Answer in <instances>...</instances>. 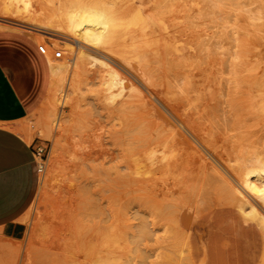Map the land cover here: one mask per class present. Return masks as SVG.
<instances>
[{
    "label": "bare ground",
    "instance_id": "bare-ground-1",
    "mask_svg": "<svg viewBox=\"0 0 264 264\" xmlns=\"http://www.w3.org/2000/svg\"><path fill=\"white\" fill-rule=\"evenodd\" d=\"M239 1L240 8L239 10L233 12L234 18L232 24L228 25V13L225 11H219V18L221 19L222 24L220 33L219 35L217 34L212 36L206 41H202L203 37L200 34L193 37H186L182 40L180 39L179 41L164 40L163 42L154 43L119 42L113 40L110 35V30H108V13L100 9L97 4H92L90 2L83 3L82 0H61L59 2V6H54L52 8H49L47 4L44 5V0H0V17L8 19L4 22V24H1V26H9L8 24H10L23 27V29H27L29 32L36 31L33 32L34 34H32V36L39 43H42L40 45L50 55L53 63L52 71L55 78H61L65 68L59 65L53 57V45H59L58 43L63 44L65 42L57 36H53L49 31L67 34L72 37H79L94 44L96 46V50L93 52L83 53L82 57H79V60L77 61L78 64L76 66V75L80 76L78 82L79 85H81L82 82L85 87L96 83L98 84L97 90H93L92 88L94 92L97 91L96 93L92 91L93 95L95 94L96 97L94 98L93 95L92 97L90 95L89 99L91 100H86L94 105L99 102V104L97 103L96 105H100L101 107H97L98 113L100 112L99 118L100 115L104 114L103 111H105L102 106L104 108H109L112 111L119 109V113L114 112V116L115 114H120V111L123 112L121 114L126 112L130 122L132 123L130 126H134L135 129L137 128V131L140 130L139 128H142L143 131H138L139 134L144 133L145 136L144 134H141L143 136L142 138L148 139L146 140V146L148 147L145 146L143 151L139 153H141V155L149 163L156 162L161 154L156 147L149 146L150 144H148L150 142L152 143L154 138H160L163 136V157L168 153H175L178 149L187 148L191 153L190 162L195 163L198 169L201 172H204L203 174H207L213 178H219L218 180H221V183H224V187H222L223 185L221 186L222 191L220 194L221 196L219 195L220 200L226 205L235 207L251 216L264 230V0ZM70 50H72V48ZM127 68L132 70V73H135L134 75L137 74L139 76L138 79L141 78L144 82L140 80L139 83L135 80L131 71ZM85 87H83L84 89L80 88V90H85ZM75 88L77 89L79 87L76 86ZM75 88H73V92ZM90 89L89 92H91ZM57 91V103L59 100L60 102L61 100L65 102V97H67L66 94L68 93L67 95H69V92H65L64 94L63 91L66 90L59 86ZM83 92L85 91H82V93ZM86 92H88L87 89ZM149 92L156 96L162 106L151 97ZM75 93L81 95V93H79V89L76 90ZM78 95L77 97L80 96ZM82 96L85 98L84 93ZM88 96L89 95L87 93L86 98H88ZM96 99L98 100L97 102H95ZM70 100L71 102H77L79 99L76 101L73 99ZM92 100L95 103H93ZM53 101L54 103H52L56 104L54 107L56 109L55 111H57L59 105H57L55 100ZM82 101L83 99L80 100V102ZM87 101H85L86 104L83 102L82 104L87 105L88 107L90 103ZM65 103L68 104V102ZM84 105L83 107H85ZM74 107L75 106H73V108ZM81 107L80 110H84V108L82 107V109ZM115 107H117V109L113 110L112 108ZM94 108L93 105L91 109L88 107V110L90 109L89 112H94L96 109L91 111ZM99 110H101L102 113ZM55 111L49 115L50 117L47 120V125L55 123L56 115L58 114H56ZM60 111H62L61 108ZM108 111L107 114L109 115L112 111ZM65 112L67 113V111H62V114L64 115ZM88 114L89 113H86V115ZM94 114L96 115V113H93L95 118ZM117 115L116 121L119 119ZM96 116L98 118V115ZM120 116L122 118L123 115ZM101 117L103 118V116ZM125 117L126 115L124 116V119ZM94 118H92V121L89 118L91 124L96 119ZM107 118L109 117L107 116ZM124 119H122V121ZM59 121L60 117L58 118L57 125L60 124ZM84 121H82V123H85ZM90 122L88 123L90 124ZM127 122L120 124H126L125 126H129L130 123L128 122L129 124H127ZM106 123L107 122L102 124L104 125ZM79 124L82 126L81 123ZM85 124H83V126ZM95 125L94 127L92 126L93 128L89 129H94ZM109 125L113 126L111 123ZM104 126L106 127V125ZM110 126H107V128H110ZM227 126L228 129L232 127L229 132L228 130H225ZM100 128L102 127L98 126L99 131ZM73 129L76 131L74 126ZM135 129L132 130L136 131ZM220 129L221 131H226L227 134L229 133V136L232 130L236 131L234 134L238 132L237 135L239 140L246 141L244 143H247V145L245 144L244 147L242 145L240 148V143H244L243 141L238 142V137L236 138L235 136L237 135L235 134L234 137H230V140L233 139L232 141H235V144H233L234 142L231 144L234 149H230L231 146H229V149L228 147H223L224 149H221L219 146L221 143L217 145L220 147L218 148L216 146L218 142H216L217 140H214L215 134L212 136L211 133H213L214 130L220 131ZM88 130H84L87 134L84 131L83 132L86 135L91 134L88 133ZM225 133L224 135L227 136ZM232 133L231 135L233 136ZM85 134L83 135L85 136ZM91 135L89 138H91ZM227 137L224 136V138ZM92 138L95 137L92 135ZM98 138L99 136L96 139L98 140ZM234 138L236 139L234 140ZM96 139L94 141H96ZM101 139L103 140V137L100 138V140ZM97 143L99 144L98 141ZM86 144L87 143L84 145ZM100 144L99 150L100 148L102 150ZM87 145L91 146L89 143ZM234 145H237V147ZM89 148L91 149L93 146ZM94 148L98 150L97 146ZM94 148L92 150H94ZM93 153L97 156V153ZM102 154L104 160H110L109 158L108 160L105 158L107 153ZM95 156L92 158L97 160V157ZM88 158L86 159L89 160L91 157L89 159ZM95 161L88 163L85 162V164L82 162L84 165L88 164L86 167H89V164L91 165L90 169L87 168V170H89H86L87 174H85V166L83 165L84 173L82 172V174H84L83 176L85 177L84 187L87 185V188L85 187L84 189L85 191L88 189V191L85 194V191H83L85 198H82L84 199L82 203L83 208L80 207L81 213L79 215L82 219L87 217V219L94 220L97 218L99 216V212L103 213L100 209L103 208L104 210L106 206H101V204L103 202H106L107 204L109 199L110 201L106 207L109 208L111 207L110 205H112L110 196L114 195V191H112V189L114 188L115 180L112 178L114 176L113 168H109V166H107L108 162H102L103 160L101 161V159L99 161L97 160L98 163H95ZM135 166L137 169H140L138 162L135 163ZM110 169L113 171L112 176ZM219 169H221V171H223L230 178V180L227 179V176L225 177V174L223 175V172ZM111 178L113 182L111 181ZM174 179H172L173 181H170L171 183L168 182L169 184L165 183L170 188H175L174 191L172 190V193L170 189L169 192L167 189L164 193V191L162 192V190H164L162 188L161 192L163 194L159 192L153 195V190L151 191L152 195L150 194L152 196L151 199L149 198L150 200L147 198H144L145 200L140 199L141 203L138 200L134 206H137L138 203L140 205L143 203L141 205L143 207L146 204V202L144 204V201L147 199V205L150 206L145 207V205L144 207L145 209L148 207L152 209V215H154V218L156 217L154 220H158L159 218V221L163 223L160 225H163L167 233H171L172 235H175V233H179L181 235L183 234L185 235L186 240H188L190 229L197 219L198 211L201 207L198 206V203H196V199L193 197V194L192 197L194 198V201H191V203L189 200H193V198L188 196L187 193L186 195L188 197H186V195L185 197L188 198V201L183 199V196L177 195L179 191L181 193V190L179 189L182 188H179L177 185L180 184L178 181L181 180L180 178H177L178 181L176 182L177 179ZM185 180L186 179L182 181ZM85 181L87 182L86 184ZM174 181L177 183V186L172 185L175 184ZM145 182L147 183V181ZM191 182L187 183L191 184ZM167 185L164 186L169 188ZM198 185H200V183ZM111 186H113V188H111ZM146 186L147 184L144 185V188ZM188 186L190 187V185ZM110 189L113 193L112 195ZM158 189H160V187H158ZM185 192H183V194ZM168 194L174 195H171L173 198H171L172 201L170 199L171 202H166L170 198ZM194 195L197 197L196 193ZM167 196L169 197L167 198ZM203 196L200 194V197ZM189 197L191 198L189 199ZM134 199H139V196L137 199L136 197ZM205 199H202V201L205 202ZM200 200L201 198H199V201ZM140 205L137 207L138 209L140 208ZM139 210L142 211L141 208ZM137 212H131L132 218L136 215L135 220H137L140 216L141 217L139 219H141L143 217L142 215L145 214V212L143 214L138 213V216V214H136ZM147 212L146 216L149 214ZM149 215L147 217H149ZM152 215H150V219L152 218ZM151 223H153V219L152 221L149 220V224ZM45 227H47V225ZM41 230V234H46L42 228L39 231ZM157 230L155 228V231ZM39 231L37 232L40 233ZM161 232L163 233V236L166 237L167 234L163 231ZM153 233L155 234V232ZM155 235H158V233ZM172 235H170V238H172ZM42 236L44 237V235H41V237ZM149 236L146 237L148 238ZM153 238L154 237L151 236V239H148L152 242ZM155 238H157L158 241V237L155 236ZM35 240V244L42 242V238L39 236H36ZM140 241L138 246L140 244L143 245L145 242L142 239ZM162 241H164L163 238ZM176 241L179 240L177 239ZM158 242L160 243L161 240ZM186 242L188 243V241ZM97 243L99 242L93 241L91 237L89 238L88 243L86 244L89 259L95 264H108L106 260L104 261L103 258L100 257V253L98 254ZM104 243L105 242H103V246ZM101 244L102 243H100V245ZM158 244H153V248ZM163 244L161 243V245ZM81 245V243L77 242L73 246L74 252L76 251V253H80L82 249ZM145 246L146 244L144 247ZM142 247L143 246L139 247V249ZM147 247H150V249L145 248L146 251L148 249V252H150H147L148 256L153 257V260L151 261L150 258L149 260L146 258L147 261L153 262L156 259L155 263L151 264H169V261L175 260L170 259L172 257L171 253V257L168 255L167 258L159 255V249L164 246H161L160 248L157 246L159 249L155 248V255L150 251L152 245L150 246L149 244ZM106 248L108 249V247ZM100 249H103V247ZM107 249L105 250L106 253H108ZM135 249L137 250L138 256L141 254V251H145L144 249ZM156 250H158L159 253H157ZM173 251L175 253V250ZM145 254L146 253L144 252V254L141 255ZM156 255H159L158 257L161 256V259L159 260L158 257V260L156 257L154 259V256ZM108 257L110 256L108 255ZM147 261L145 260V262L139 264H148ZM111 263L112 261L109 264Z\"/></svg>",
    "mask_w": 264,
    "mask_h": 264
},
{
    "label": "rangeland",
    "instance_id": "rangeland-1",
    "mask_svg": "<svg viewBox=\"0 0 264 264\" xmlns=\"http://www.w3.org/2000/svg\"><path fill=\"white\" fill-rule=\"evenodd\" d=\"M60 1L61 0H44L43 3L44 5L47 4L49 8L50 7L52 8L54 6H59ZM82 2L83 3L90 2L92 4H97L100 9L106 11L108 13L107 20H108V30H110V35L112 36L113 40L123 43H147V42L154 43L161 41L163 42L164 40L179 41L180 39L182 40L186 37H193L195 35H200V34L203 37L202 41H206L212 36L217 34L219 35L220 33L222 24H221V19L219 18L220 17L219 11H225L226 13H228L229 15L228 25H231L234 18L233 12L239 10L240 8L239 0H82ZM6 20L8 19L0 17V30L20 31L28 35H32L34 34L33 32H36V31L29 32L27 29H23V27H18L16 25L8 24L9 26L6 25L7 27L1 26V24H4ZM49 32L52 33L53 36H57L58 38L63 40V42H65L63 44L58 43L59 45H53L54 48L53 57L55 58V60L59 65L65 68V71L61 78H55L52 71L51 84L49 87L48 94L44 99L43 103L36 111H34L29 116H27L23 121H21V123L17 127V131L23 137H25L27 141H29L35 146L37 153V160L39 162L40 171H41V182L37 197L35 198L32 205L29 207V209L19 220L20 223L22 224V228L24 229L23 236L19 239H14V238L5 237L0 232V264H95L89 259L86 250L87 248L86 244L88 243L90 237L91 239H93V241L99 242L97 243L98 254L100 253V257H102L104 261L106 260L108 264L111 261H112L111 264L114 263L139 264L145 262V260L147 261L146 258H148V260L150 258L151 261L153 260V257L148 256L147 252L149 250L147 249L146 251L145 248L150 249V247L147 246H149V244L150 246L152 245L150 251L155 255V248H157V246L159 247L161 243L162 244L164 243L163 245H161L164 247L162 248L160 246L161 247V248L159 247L160 249L157 248L159 249L160 253L158 250L156 251L157 253H159V255H162L165 258H167V256L170 255L171 253L172 257L170 255L171 257L170 259L171 260L175 259V260L169 261V264H193L190 258L191 246L189 239H190L191 230L189 232L188 240H186V237L183 234L181 235L179 233L178 234L175 233V235H172L171 233H167L163 225H160L163 224L161 221H159L160 219L158 218V220H154L156 217L154 218V215H152L153 214L152 209L150 207L145 209V207L150 206L147 205V199L150 200L152 198L151 196L152 193L153 195L157 194L161 192L162 188L164 189L162 190V192L164 191V193L167 191V189L168 192L170 189L171 193L172 190L174 191L175 188L174 189L172 187L170 188L167 184H165L168 182L171 183L170 181H173L172 179L174 178H175L174 180H176L177 178H180L181 180V181H178V179L176 180V182L178 181V183L180 182V184H177L175 181H174L175 184H172V185L177 184L179 188H182V189L178 188L179 190H181V193L179 191L180 194L179 193L176 194L183 196L182 198L185 200L188 199L186 197L188 196L192 197L193 194V197L196 199L195 200L196 203H198V206L201 207L198 211V216L195 222L202 215L210 211L218 210V209H229V210H233L236 213V215L239 216L241 223L245 225L248 223L253 224L260 233L259 241L261 247V255L258 264H264V230L256 222L247 219L239 209L226 205L220 200L219 195L221 194L222 187H224V183L223 182L221 183V180H218L219 178H213L207 174H203L204 172H201L195 163L190 162L191 153L187 148L178 149L175 151V153H168L163 157V136L160 138L159 137L154 138L152 143L151 142L148 143L150 144L149 146L156 147V149L161 153L159 159L154 163H149L148 161H146L145 158L141 155V153H139L143 151L144 147L146 146V140H148L142 138L143 137L142 135L144 133L139 134V132H142L143 129L139 128L140 130H138L139 131L138 132L136 130L137 128L135 129L134 126H130L132 125V123L130 122V119L128 118V114L126 112L124 113L127 117V118L125 117L126 121L124 119L125 115L121 114L123 113L121 111L120 114H118L119 116L117 114H115L114 116L113 115L114 112L117 113L119 111L117 107L112 108L113 110L117 109L112 111L111 109L104 108L101 105L102 108L105 109V111H103L104 112L103 115H100V118H102L101 116H103L102 118L103 120L100 119L99 118L100 112L98 113L97 107L98 106L99 108L101 107L100 105L96 106L97 103L99 104V102H97L98 100L96 99L95 101L97 103H95L92 100L93 103H95V105L86 100V99L91 100L89 99V97L90 95L92 97L94 92L93 90L98 89V84L96 83L97 86L96 84H93L94 87L93 85H90L91 87L90 86L85 87L83 82L81 83V85H79L78 83L80 76L76 75L77 72L76 66L78 64L77 61L79 60V57H82L83 53L93 52L94 50H96V46L79 37H74V36L72 37L67 34H61L53 31H49ZM71 48L72 50H70ZM45 52L48 56L51 69H53V63L51 57L46 50ZM57 53H60L61 56L57 57L56 56ZM129 71H131L133 78H135V80H137L139 83L140 80L143 81L141 78L138 79L139 76L137 74H136L137 76L134 75L135 73L134 72L132 73V70L129 69ZM58 86L66 90L63 91L64 94L65 92L66 93L69 92V95H67L68 94L67 93L66 94L67 97H65L67 100V101L65 100V102H68V104L63 102V100H61V102L59 100L57 103L56 100L58 96L57 95ZM76 86L79 88L76 89L75 88ZM72 87L75 88L74 92L72 91L73 90ZM83 87H85V90H82L84 89ZM80 88L82 89L80 90ZM78 89H79V93H81V95L79 94L80 96L75 93V91ZM86 89L88 92H86ZM89 89L91 92H89ZM82 91H85L83 92L85 98H83L82 96L83 94ZM96 92L97 91H95L94 93ZM87 93L89 95L88 98H86ZM77 95L79 97H77ZM150 95L153 99H155V101H157L162 106V104L154 94L150 93ZM93 96L94 98L96 97L95 94ZM80 98H82L83 101L85 100L88 103H90L88 105L90 109L92 108V105L93 108L95 107L91 111H94L96 109L97 112L96 110L94 112H89L90 109L88 110L87 105H84L86 104L85 101L84 102L82 101L84 103L82 104V102H80V100L82 99ZM70 99H73L74 101H76L77 99L79 100H77V102L72 101L73 102L72 103ZM53 100H55L57 105H59L57 111H55L56 109L54 107L56 106V104H53L54 103ZM64 103L67 105H65ZM79 104L80 107L81 106L83 107V105L85 106L83 107L85 111L80 110ZM73 106H75L74 107L75 109L73 108ZM60 108L62 111H67V113L65 112L63 115L62 111H60ZM108 110L112 111L113 113L110 112V114L108 115L107 114L109 112ZM54 111L56 114L58 113L56 115L55 123H53L52 125H47V120L50 117L49 115H51L52 112ZM86 113L89 114L86 115ZM93 113H96V115H98L97 118V116L94 114L95 118L98 121L94 118ZM75 115L78 116L80 119ZM90 115L92 116V118L95 119V120L93 119L95 121V122L93 121L94 125L96 124L94 129H89L94 127L93 122L92 124L90 122V120L92 121ZM116 115L119 118L118 121H116L117 120ZM120 115H123L122 118ZM87 116L90 118V120ZM107 116L109 118H107ZM59 117H60V121H59L60 124L57 125V121ZM83 119L84 120L87 119V120L84 121ZM122 119H124L123 120L124 122L122 121ZM82 121L87 123L86 124L82 123ZM99 121H101L102 123L107 122L106 124H104L106 125V127ZM88 122H90L91 126ZM98 122L101 124H99ZM125 122H127L129 126L128 125L125 126L126 124L125 125L120 124ZM79 123H81L82 126ZM110 123L113 126H110L109 125ZM83 124H85L84 125L85 127L83 126ZM73 126L74 128H76V131L75 129H73ZM98 126L104 128L103 129L100 128L99 131ZM107 126H110V128L109 127L107 128ZM230 128L232 129V127ZM230 128L228 129L227 126L225 130H228L229 132ZM132 129H135L137 132L133 131ZM77 130L79 133L80 132L81 133L79 134ZM84 130H88V133L91 134L93 133L92 135L95 138H92L91 134H88L89 136L86 135L87 132H85ZM216 130H214L213 133H211L212 136H214L213 134H215L214 140L215 141L217 140L216 142H218L216 146L221 143V145H219L221 149L227 147L229 149V146H231L230 149H234L231 144L232 142H234L233 144H235V141H232L233 139L230 140V137H234V135L235 134L237 135L238 132L234 134V132L236 131L232 130L229 136V133L227 134V132L224 130L223 131H221V129L220 131L219 130L216 131ZM224 133L227 134L229 139L226 135H224ZM231 133L233 134V136L231 135ZM83 134H85V136ZM90 135L91 138H89ZM223 135L227 138H224ZM98 136L99 138L97 140L96 138ZM101 136L103 137V140L101 139L102 141L100 140V138H102ZM235 137L237 138L238 135ZM236 138H234V140ZM95 139L96 141H94ZM237 140L238 142L240 141L239 137L237 138ZM83 141L87 144L88 143L91 144L93 148L97 146L98 150H96V148H94V150H92L93 148L90 149L89 147L91 146L87 144H86L87 146L84 145L85 143ZM97 141L99 142V144L101 142L100 145L102 147V150L101 148L99 150L100 146L97 143ZM244 142L246 141H243V143ZM92 144H94L95 146ZM245 144L247 145V143L244 144L240 143V146L239 145L238 146L241 148L242 145L244 147ZM219 146L217 147L220 148ZM234 146L237 147V145ZM88 152H89V156H88ZM93 152L97 153V156H95ZM102 153L105 154L107 153L106 156L105 154L104 156L105 158H107V160L108 158L110 160L109 161H106V159L104 160ZM94 156L97 157L98 161L101 159V161L103 160L102 162H106V163L108 162L107 166H109V168H113L114 176L112 178H114L115 180H114V188L113 186H111V188H113L112 191H114V195H112L113 193L110 189L112 195L110 196L112 201L111 202L112 205H110L111 207L109 208L106 207L108 206L110 199L107 202V204L106 202H103L102 203L103 205L101 204V206L106 205L105 208H107L108 210L105 208L104 210L103 208L100 209V211H103V213L99 212V216L94 220L87 219V217L82 219L79 215L81 213V208H83L82 203L84 199L82 198H85V195H83V191H85L84 188L87 186L86 185L84 187L85 177L83 176L84 174H82V172L84 173L83 167L85 166L84 170H85V174H87V171L90 169L91 165L89 164V167H86L88 164L86 165L84 164L85 162L86 163L94 162L96 160L95 158H92ZM88 157L89 158L91 157L93 160L91 158L89 159ZM86 158H88L90 161L87 160ZM97 160L95 161V163H98ZM137 162L139 163L140 169H137V167L135 166V163ZM188 162L190 163V165ZM87 168L89 169L87 170ZM110 170L112 176L113 171L112 169ZM219 170L221 171V169ZM224 174L225 173L223 172V175ZM224 176L226 177L227 175L225 174ZM183 178L186 180L182 181L184 180ZM226 178L230 180L228 176ZM86 181L85 184L87 183ZM145 181H147V183ZM185 182L186 183L191 182V184L187 183L188 185H190L191 188ZM197 183L198 184L200 183V185H198ZM145 184H147L146 187L148 188L146 187L144 188ZM164 185H167V187L169 188H166V186ZM179 185L182 186L180 187ZM158 187H160V189H158ZM153 190L154 192L151 193V191ZM87 191H85L84 194ZM182 191L183 192L186 191V192L183 194ZM186 193L188 194V196L186 195ZM195 193L197 197H195L194 195ZM200 194L201 196L203 195L204 196L200 197ZM168 195L170 196V198L166 202L170 201L172 196H174L173 194H168ZM138 196L139 199H137ZM169 196H167V198ZM135 197L137 200L134 199ZM191 197H189V199ZM144 198H147L146 201H144V204L146 202L145 204L146 206L145 205H144L145 207L143 206L144 207L143 210V207L141 206L143 203L141 205L138 203L140 205V208L142 209V211H140L139 210L140 208L139 209L137 208L139 207V205L137 204V206L136 205L134 206V204L137 203L138 200L140 202V199L142 200ZM194 198L193 200H189L190 203L191 201H194ZM199 198H201L200 200L201 202L199 201ZM202 199H205V202L202 201ZM206 200L209 203H207ZM130 210L131 212L138 211L136 214L138 213L143 214L144 212L145 214L142 215L143 217L141 219H139L141 217L140 216L138 217L137 220H135L136 215L133 217L134 218L133 219L131 217L132 213L130 212ZM133 210H137V211H133ZM146 212L152 215L151 219L149 218L151 217L149 214H148L149 217H147L148 215L146 216ZM152 219H153V223H151L152 224L151 225L149 224V220L152 221ZM46 225L47 227H45ZM40 227L43 229L44 232H46V234L44 232H43L44 234H41L42 230L39 231L41 229ZM38 228L40 229L37 230ZM155 228L156 230L158 228L157 230L158 232L155 231ZM37 231H39L40 233H38ZM149 231H151L152 233ZM161 231L167 234L166 235L167 238L163 236V233ZM153 232H155V234L158 233V235H155ZM41 235H44V237L43 236L41 237ZM170 235H172L171 236L172 238H170ZM36 236L42 238L41 243L39 242L36 244L34 243V241H36L35 240ZM146 236H149L148 238L150 239L151 236H153L154 237L153 240L156 244H158L159 243L158 241L160 240L161 242L156 247L154 246L153 248V244L155 245V243L153 242V240L151 242ZM155 236L158 237V241L157 238H155ZM162 238L164 241H162ZM141 239L146 242V243L144 242L143 245L140 244L141 246H143L141 249H144L145 250L144 252L146 254L141 255L144 254V252L141 251L140 254L141 256L140 255L138 256L137 250L135 248L141 250L139 249V247L141 246L140 245L138 246L139 241ZM177 239L179 241H176ZM186 241H188V243ZM77 242L82 244L81 245L82 249L80 253L79 252L76 253V251L74 252L73 250L74 249L73 246ZM103 242L106 243V244L104 243V246H103ZM100 243L102 244L100 245ZM145 244L146 246L144 247ZM99 246L100 248L103 247V249H100ZM171 246L172 249L175 250V253L171 249ZM106 247H108V249ZM106 249L108 253L105 252ZM108 255L110 257H108ZM158 256L157 255L154 256V259L155 257L157 258ZM158 258L160 260L161 256ZM155 260L153 262L149 261L150 263L148 261L147 262L148 264H151V263H155Z\"/></svg>",
    "mask_w": 264,
    "mask_h": 264
},
{
    "label": "crops",
    "instance_id": "crops-1",
    "mask_svg": "<svg viewBox=\"0 0 264 264\" xmlns=\"http://www.w3.org/2000/svg\"><path fill=\"white\" fill-rule=\"evenodd\" d=\"M40 46L32 35L0 30V232L14 239L24 234L19 220L37 197L41 182L35 146L17 131L43 103L51 84V65ZM193 224L189 239L193 264L259 263L260 233L253 224L241 223L233 210L210 211Z\"/></svg>",
    "mask_w": 264,
    "mask_h": 264
},
{
    "label": "built area",
    "instance_id": "built-area-1",
    "mask_svg": "<svg viewBox=\"0 0 264 264\" xmlns=\"http://www.w3.org/2000/svg\"><path fill=\"white\" fill-rule=\"evenodd\" d=\"M40 49H41V51L44 53L45 52V50L43 49V47L42 46H40ZM57 57H60L61 56V54L60 53H57V55H56Z\"/></svg>",
    "mask_w": 264,
    "mask_h": 264
}]
</instances>
